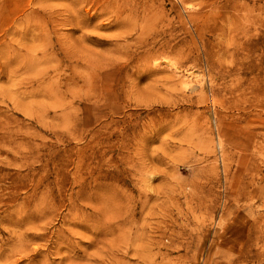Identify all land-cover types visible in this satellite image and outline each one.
<instances>
[{
	"label": "rangeland",
	"instance_id": "1",
	"mask_svg": "<svg viewBox=\"0 0 264 264\" xmlns=\"http://www.w3.org/2000/svg\"><path fill=\"white\" fill-rule=\"evenodd\" d=\"M0 264H264V0H0Z\"/></svg>",
	"mask_w": 264,
	"mask_h": 264
}]
</instances>
